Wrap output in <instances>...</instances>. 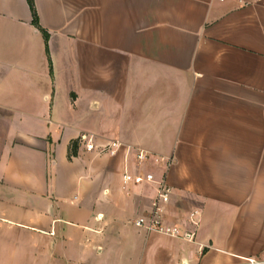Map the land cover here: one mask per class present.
<instances>
[{
  "label": "crops",
  "instance_id": "obj_1",
  "mask_svg": "<svg viewBox=\"0 0 264 264\" xmlns=\"http://www.w3.org/2000/svg\"><path fill=\"white\" fill-rule=\"evenodd\" d=\"M0 264H264V0H0Z\"/></svg>",
  "mask_w": 264,
  "mask_h": 264
},
{
  "label": "built area",
  "instance_id": "obj_2",
  "mask_svg": "<svg viewBox=\"0 0 264 264\" xmlns=\"http://www.w3.org/2000/svg\"><path fill=\"white\" fill-rule=\"evenodd\" d=\"M80 143L85 144L87 151H93L96 149L94 143H92V140L89 139L88 136H81ZM120 146L121 144H119L118 142H112L110 144L102 146L100 148V152L115 155L117 152V150L115 149L119 148ZM136 158L137 165L139 168H141L143 165L147 164L148 154L140 152V154H137ZM155 161L157 164L170 163V159H165L163 157L155 158ZM137 177L142 179L146 183L154 184L157 187V197L153 204L152 215L150 216L148 221L144 222L139 220L136 222V225L140 228H145L149 233H156L170 236L173 238L192 240L194 238L193 233L183 232L181 228L177 226H166L162 221L163 209L161 203H167L171 194V188L167 184L165 177H161L160 179H158L153 172H140ZM134 178H136V176L130 175L128 173L124 175L125 183L132 182Z\"/></svg>",
  "mask_w": 264,
  "mask_h": 264
},
{
  "label": "trees",
  "instance_id": "obj_3",
  "mask_svg": "<svg viewBox=\"0 0 264 264\" xmlns=\"http://www.w3.org/2000/svg\"><path fill=\"white\" fill-rule=\"evenodd\" d=\"M29 3H30L31 8H32V10H33V12H34V0H29ZM34 23H35V25H38V26H39V23H38V21H37L36 18L34 19ZM42 32H43V34H44L45 40L48 41V38H49L48 33L45 32V31H42ZM77 145H78V142H73V143L71 144V148H72V149H71V154H70L69 157H72L73 155L76 154Z\"/></svg>",
  "mask_w": 264,
  "mask_h": 264
},
{
  "label": "rangeland",
  "instance_id": "obj_4",
  "mask_svg": "<svg viewBox=\"0 0 264 264\" xmlns=\"http://www.w3.org/2000/svg\"><path fill=\"white\" fill-rule=\"evenodd\" d=\"M167 167H169L170 163L169 164H165ZM147 167H149V170H154V168L157 166V163L155 161V157L152 156V155H149L148 154V161H147V164H146Z\"/></svg>",
  "mask_w": 264,
  "mask_h": 264
}]
</instances>
